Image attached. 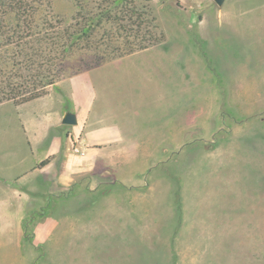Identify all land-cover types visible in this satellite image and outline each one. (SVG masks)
Here are the masks:
<instances>
[{"label": "rangeland", "instance_id": "1", "mask_svg": "<svg viewBox=\"0 0 264 264\" xmlns=\"http://www.w3.org/2000/svg\"><path fill=\"white\" fill-rule=\"evenodd\" d=\"M29 1L16 39L0 0V89L18 86L1 101L45 93L41 76L124 69L137 120L181 139L117 170L136 185L58 196L41 212L58 221L49 240L26 228L28 264H264V0H131L139 29L115 19L118 0Z\"/></svg>", "mask_w": 264, "mask_h": 264}, {"label": "crops", "instance_id": "2", "mask_svg": "<svg viewBox=\"0 0 264 264\" xmlns=\"http://www.w3.org/2000/svg\"><path fill=\"white\" fill-rule=\"evenodd\" d=\"M127 75L91 68L39 97L0 101V264H28L32 250L26 253L23 244L30 225L33 245L49 240L58 221L41 212L59 206L58 196L91 192L110 179L136 185L117 170L126 167L131 175L156 161L152 148L178 144L180 129L167 137L163 126L137 120ZM66 112L76 124L62 123Z\"/></svg>", "mask_w": 264, "mask_h": 264}, {"label": "trees", "instance_id": "3", "mask_svg": "<svg viewBox=\"0 0 264 264\" xmlns=\"http://www.w3.org/2000/svg\"><path fill=\"white\" fill-rule=\"evenodd\" d=\"M144 1H149V0H144ZM29 2H30L29 0H9L8 5L10 6V8H12L15 11V20H16V25H15L16 30L12 34V36H9L10 38L13 37L16 39H20L21 37L19 33L23 32V30L28 29L30 27V23L32 21L31 18L33 16L34 10L30 6ZM117 3H118L117 6H120V7L117 9V11L114 14L115 19L117 21H128L130 19H135L133 20V22H130V23L135 25L137 29H139L141 27V23L143 22L142 15L144 13L142 14L140 12L139 14L138 12H136V8L134 7V5H129V4H133L131 0L130 1L129 0H118ZM112 12L113 10L110 9L106 11V14L109 15V14H112ZM101 15L99 16L100 20L104 19V12H102ZM135 21H138V23H135ZM1 25H2V18L0 16V28H1ZM95 25H98V24H95ZM95 25L93 27L92 24L90 23L88 26H83L80 30V33L82 35H85L86 37L90 36L96 27ZM123 27L125 28V26ZM74 35L76 36L75 33L73 34V36ZM75 38L76 37H73V39ZM41 78L44 79L43 81H41L42 88H45L54 83L52 80H48L44 78L43 76H41ZM17 88H18L17 85L7 83L3 89H0V94H3L4 97H7L5 95L12 96V94L14 93V91L17 90ZM6 89H8V92H5ZM42 94H43V90L41 92H33V94L17 102H24V101L39 97ZM46 161L42 162L41 164L46 163Z\"/></svg>", "mask_w": 264, "mask_h": 264}, {"label": "water", "instance_id": "4", "mask_svg": "<svg viewBox=\"0 0 264 264\" xmlns=\"http://www.w3.org/2000/svg\"><path fill=\"white\" fill-rule=\"evenodd\" d=\"M76 116L72 112H66L62 118V123L67 124V125H74L76 124Z\"/></svg>", "mask_w": 264, "mask_h": 264}]
</instances>
